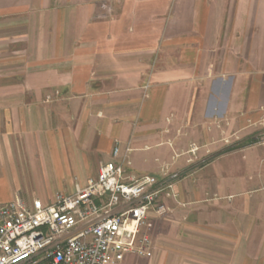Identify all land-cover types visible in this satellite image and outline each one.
Here are the masks:
<instances>
[{
  "label": "crops",
  "instance_id": "crops-1",
  "mask_svg": "<svg viewBox=\"0 0 264 264\" xmlns=\"http://www.w3.org/2000/svg\"><path fill=\"white\" fill-rule=\"evenodd\" d=\"M262 130L264 0H0V206L72 196L118 147L180 175L120 264H264Z\"/></svg>",
  "mask_w": 264,
  "mask_h": 264
},
{
  "label": "built area",
  "instance_id": "built-area-1",
  "mask_svg": "<svg viewBox=\"0 0 264 264\" xmlns=\"http://www.w3.org/2000/svg\"><path fill=\"white\" fill-rule=\"evenodd\" d=\"M119 156L116 147L113 160L72 196L58 195L48 206H0V264H120L130 256L150 257L144 230L151 215L169 214L164 200L177 197L180 175L135 176Z\"/></svg>",
  "mask_w": 264,
  "mask_h": 264
},
{
  "label": "rangeland",
  "instance_id": "rangeland-1",
  "mask_svg": "<svg viewBox=\"0 0 264 264\" xmlns=\"http://www.w3.org/2000/svg\"><path fill=\"white\" fill-rule=\"evenodd\" d=\"M258 137V140H262V139H264V130H262L260 133H259V135L257 136ZM135 259V257H133V256H130V257H127L126 258V260H128V259Z\"/></svg>",
  "mask_w": 264,
  "mask_h": 264
}]
</instances>
